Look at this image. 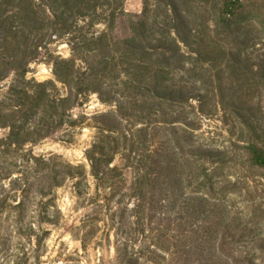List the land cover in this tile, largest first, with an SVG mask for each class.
Returning a JSON list of instances; mask_svg holds the SVG:
<instances>
[{"label":"trees","instance_id":"trees-1","mask_svg":"<svg viewBox=\"0 0 264 264\" xmlns=\"http://www.w3.org/2000/svg\"><path fill=\"white\" fill-rule=\"evenodd\" d=\"M125 2L0 0V222L8 214L40 249L26 213L54 224L50 197L71 180L90 208L78 240L111 231L112 264H264V231L227 204L237 183L213 181L229 151L197 137L201 117L221 113L244 164L264 170V0H143L140 14ZM43 61L52 78L29 77ZM91 95L111 109L91 117L87 164L36 156L31 146L83 126L73 111ZM1 230L0 264H28Z\"/></svg>","mask_w":264,"mask_h":264},{"label":"rangeland","instance_id":"rangeland-1","mask_svg":"<svg viewBox=\"0 0 264 264\" xmlns=\"http://www.w3.org/2000/svg\"><path fill=\"white\" fill-rule=\"evenodd\" d=\"M143 0H126L125 10L130 14H140L143 11ZM54 54L69 57L70 50L64 41L52 46ZM29 77L37 81H45L52 78V65L49 61H43L31 65ZM5 83L0 84V93L4 91ZM196 105V104H195ZM111 107L100 102L96 95L89 96L80 106L74 109L75 116L84 115L88 119L82 127L75 130L72 137L64 136L61 132L53 139H47L30 149L36 156L55 154L68 162L79 165L87 164L85 151L88 149L96 135L91 117L97 113L106 112ZM4 131H0L2 135ZM197 137L201 143L213 148L227 149L229 156L226 163L210 166L213 173L215 186L229 184L228 181L237 183V192L226 194L227 204L240 221L255 227V231H264V170L249 169L243 162L242 151L234 144L241 146L237 138L236 129H232L226 123L221 113L203 116L200 119V130ZM70 138V139H69ZM264 144V140L259 141ZM119 158L115 164H119ZM93 192V191H92ZM47 198L46 200H48ZM50 199H55L60 216H52L55 209L49 210V215L55 219V223H40L37 214L29 211L26 220L39 227V235L43 237L41 248L37 249L34 238L23 235L17 230V226L7 220L8 214L1 217L0 223L9 228L8 238L10 251L15 253H27L28 264H112L115 258L114 236L107 229L88 241L84 249L78 240V227L87 214H90L88 201L79 199L71 180L52 193ZM53 204V203H52ZM11 218L14 213H10ZM43 231V232H41ZM37 232V233H38ZM46 233V234H43Z\"/></svg>","mask_w":264,"mask_h":264}]
</instances>
